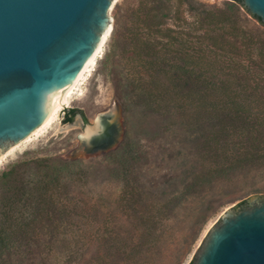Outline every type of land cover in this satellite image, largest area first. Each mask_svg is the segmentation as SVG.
I'll list each match as a JSON object with an SVG mask.
<instances>
[{
    "label": "trees",
    "instance_id": "obj_1",
    "mask_svg": "<svg viewBox=\"0 0 264 264\" xmlns=\"http://www.w3.org/2000/svg\"><path fill=\"white\" fill-rule=\"evenodd\" d=\"M247 14L239 0L223 9L198 0H140L123 26L115 21L111 48L127 47L139 62L131 96L198 125L199 170L186 169L172 194L134 183L128 239L102 236L99 224L85 236L82 220H70L76 213L65 182L78 177L81 161L41 159L30 179L15 164L0 175V264H172L221 205L222 188L264 178V24ZM76 115L87 121L76 108L65 110L63 121ZM128 155L122 145L106 157L120 166ZM246 206L244 200L235 208ZM186 226L192 235L179 251Z\"/></svg>",
    "mask_w": 264,
    "mask_h": 264
},
{
    "label": "rangeland",
    "instance_id": "obj_2",
    "mask_svg": "<svg viewBox=\"0 0 264 264\" xmlns=\"http://www.w3.org/2000/svg\"><path fill=\"white\" fill-rule=\"evenodd\" d=\"M139 1L118 0L110 12L113 27L115 21L123 26L130 9H136ZM198 1L219 9L234 3L230 0ZM130 55L127 47L119 46L113 50L109 35L95 64L81 81V95H73L70 106L63 108L80 110L87 121L84 122L81 115H76L71 123H65L60 111L57 121L27 142L14 145L13 151L0 162V175L13 165L20 164V171L25 173L23 178L30 179L34 173V163L41 159L81 161L78 177L73 181L67 179L65 190L72 198L70 204L76 213L70 220L83 221L84 216L85 222L81 221L78 226L85 231V236L92 234L91 231L99 224L102 236L115 233L131 239V186L136 183L142 190L172 194L179 189L186 169H192V174L199 170L198 145L195 142L200 135L198 125L187 122L180 112H155L144 98L139 100L137 96H131V83L138 78L137 69L140 67L137 66V59L128 58ZM107 113L112 118L106 122H114L119 128L117 145L106 152L87 154L79 136L89 127L93 130L91 127L96 117ZM76 121L78 124H75ZM202 124L208 128L206 121ZM122 145L126 146L129 155L126 163L119 166L120 159L107 158L106 155ZM254 182L252 187L241 180L222 188V194L217 198L221 205L207 220L191 249L183 254L182 251L178 253V259L172 264L188 263L206 232L219 220L224 210L236 207L244 200L264 198V178H257ZM98 196L102 201L95 203ZM126 217L130 219L125 221ZM92 218H96L94 222H91ZM76 227L73 225L71 229L75 230ZM123 229L128 233L121 232ZM180 233L179 251L184 248L182 242L190 238L192 231L186 226ZM77 250L83 251L82 248ZM54 256L57 258L59 254L55 253Z\"/></svg>",
    "mask_w": 264,
    "mask_h": 264
},
{
    "label": "water",
    "instance_id": "obj_3",
    "mask_svg": "<svg viewBox=\"0 0 264 264\" xmlns=\"http://www.w3.org/2000/svg\"><path fill=\"white\" fill-rule=\"evenodd\" d=\"M117 1L0 0V157L43 124L50 100L76 80L112 31ZM239 1L264 24V0ZM111 118L100 115L79 136L87 154L117 145ZM246 201L224 210L187 264H264V198Z\"/></svg>",
    "mask_w": 264,
    "mask_h": 264
},
{
    "label": "bare ground",
    "instance_id": "obj_4",
    "mask_svg": "<svg viewBox=\"0 0 264 264\" xmlns=\"http://www.w3.org/2000/svg\"><path fill=\"white\" fill-rule=\"evenodd\" d=\"M110 33H111V30L109 28V30L103 36L102 41L99 44V46L97 47L95 53L89 59V61L86 63V65L84 66V68L82 69V71L79 73L78 77L76 78V80L67 89H65L63 92H60L59 91L50 100V103H49V111H48V115H47L45 121L43 122L42 125H40L38 128H36L27 138H25L23 140L24 142L25 141L27 142L32 136L38 134L39 132H41L42 130H44L45 128H47L49 125H51L53 122L57 121L58 120V117H59V112L64 107H69L70 104L72 103L73 95H77V96H80L81 95V89L79 88L80 84H82L81 81H83L85 75L88 72H90V69L95 64V61H96L98 55L101 53L102 47H103L105 41L107 40L108 36L110 35ZM75 124H78V121H76ZM98 125H99V116L96 117L95 122H94V126H92L91 128H93V130H94L95 128H97ZM93 130H91L90 127H89L86 130L87 131L86 133L90 134L91 131H93ZM14 148L15 147L12 146L9 149V151H7L4 155H2L0 157V162H1V160H3L9 154V152L13 151Z\"/></svg>",
    "mask_w": 264,
    "mask_h": 264
},
{
    "label": "built area",
    "instance_id": "obj_5",
    "mask_svg": "<svg viewBox=\"0 0 264 264\" xmlns=\"http://www.w3.org/2000/svg\"><path fill=\"white\" fill-rule=\"evenodd\" d=\"M61 111H62V113H63V115H64V112H63V111H65V110L62 109Z\"/></svg>",
    "mask_w": 264,
    "mask_h": 264
}]
</instances>
